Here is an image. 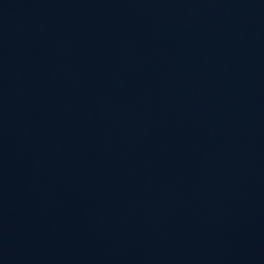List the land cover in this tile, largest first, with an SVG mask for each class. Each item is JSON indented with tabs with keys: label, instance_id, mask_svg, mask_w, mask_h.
Wrapping results in <instances>:
<instances>
[{
	"label": "water",
	"instance_id": "1",
	"mask_svg": "<svg viewBox=\"0 0 264 264\" xmlns=\"http://www.w3.org/2000/svg\"><path fill=\"white\" fill-rule=\"evenodd\" d=\"M154 107L264 178V0H31Z\"/></svg>",
	"mask_w": 264,
	"mask_h": 264
}]
</instances>
